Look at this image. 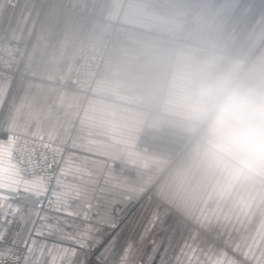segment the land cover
Here are the masks:
<instances>
[{
  "label": "crops",
  "instance_id": "0c3cea01",
  "mask_svg": "<svg viewBox=\"0 0 264 264\" xmlns=\"http://www.w3.org/2000/svg\"><path fill=\"white\" fill-rule=\"evenodd\" d=\"M188 18L244 35L236 58L255 59L245 74L264 79V0H18L8 7L1 29L28 44V54L22 79L0 76V186L45 187L13 161V132L55 141L69 134L47 190L68 212L101 198L116 209L115 227L96 226L123 239L157 217L156 264L162 256L165 264H264V175H215L197 151L195 98L209 84L188 65L215 53L180 50L156 30ZM104 36L112 41L91 93L58 84L81 47ZM44 243L60 242L38 238L37 256ZM141 247L137 264L152 254L150 243ZM53 255L60 264L58 250Z\"/></svg>",
  "mask_w": 264,
  "mask_h": 264
},
{
  "label": "snow or ice",
  "instance_id": "6c2138e0",
  "mask_svg": "<svg viewBox=\"0 0 264 264\" xmlns=\"http://www.w3.org/2000/svg\"><path fill=\"white\" fill-rule=\"evenodd\" d=\"M67 207V203L54 202L47 189L38 184L0 186V264H57L53 255L57 250L60 264H137L141 246L148 243L152 254L139 264H156L155 256L163 247V241L152 236L157 217H152L138 236L123 239L119 234L110 236L96 226L115 227L116 209L106 202L102 204L101 198H97L95 204H78L77 210L71 212ZM48 209L57 213L64 211L67 217L74 219L49 217ZM52 220L55 224L45 232ZM44 236H52L60 243L40 245L37 256L38 238ZM21 247L23 258L19 253ZM45 253L48 259L43 258ZM161 264H165L163 256Z\"/></svg>",
  "mask_w": 264,
  "mask_h": 264
},
{
  "label": "clouds",
  "instance_id": "9594fccd",
  "mask_svg": "<svg viewBox=\"0 0 264 264\" xmlns=\"http://www.w3.org/2000/svg\"><path fill=\"white\" fill-rule=\"evenodd\" d=\"M197 151L215 175H264V79L236 76L195 98Z\"/></svg>",
  "mask_w": 264,
  "mask_h": 264
},
{
  "label": "built area",
  "instance_id": "2783aa9c",
  "mask_svg": "<svg viewBox=\"0 0 264 264\" xmlns=\"http://www.w3.org/2000/svg\"><path fill=\"white\" fill-rule=\"evenodd\" d=\"M17 2L18 0H0V76L13 80L24 77L23 65L28 54V44L8 39L1 29V24L5 10L15 6ZM160 31L173 38L178 46L187 43L203 46L212 44L213 31L202 27L194 20L186 21L177 29L162 28ZM111 41L110 36H104L99 40L86 42L67 72L58 78V84L81 94H90ZM11 138V157L20 173L26 177L40 178L49 190L69 147L70 135L61 141H55L13 132Z\"/></svg>",
  "mask_w": 264,
  "mask_h": 264
},
{
  "label": "rangeland",
  "instance_id": "374dc122",
  "mask_svg": "<svg viewBox=\"0 0 264 264\" xmlns=\"http://www.w3.org/2000/svg\"><path fill=\"white\" fill-rule=\"evenodd\" d=\"M188 20H194L196 23H198L202 27L208 28L213 31L212 44L210 46L194 45L190 43H187L184 46H178L175 42L176 47L180 50L186 49L189 46H194V47L215 53V55H210V56L204 57L203 59L194 60V62H192L193 64L188 65L195 69L196 73L194 75V78H196V80H199V82H201L202 84L206 83L210 85L212 83L222 82L224 80H227V79H230L236 76H241V77L249 76L245 74L247 70L246 68L253 61H255V59L236 58V56H240L239 54L241 53L244 54L243 52L244 35H238V34L234 35L233 34L234 36H228L226 34H222L216 27L199 23L193 18L186 19L183 22V24ZM183 24L181 26H183ZM162 28L177 29V28H168V27L156 28L157 32L162 35H164L160 31ZM230 37H231V40L226 39ZM168 38H171V37H168ZM171 39L174 40L173 38Z\"/></svg>",
  "mask_w": 264,
  "mask_h": 264
}]
</instances>
